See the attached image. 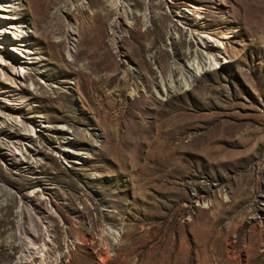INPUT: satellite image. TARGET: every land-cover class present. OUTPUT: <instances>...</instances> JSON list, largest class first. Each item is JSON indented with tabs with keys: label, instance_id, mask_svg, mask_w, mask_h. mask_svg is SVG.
Returning <instances> with one entry per match:
<instances>
[{
	"label": "rangeland",
	"instance_id": "obj_1",
	"mask_svg": "<svg viewBox=\"0 0 264 264\" xmlns=\"http://www.w3.org/2000/svg\"><path fill=\"white\" fill-rule=\"evenodd\" d=\"M20 2L0 264H264V0Z\"/></svg>",
	"mask_w": 264,
	"mask_h": 264
},
{
	"label": "bare ground",
	"instance_id": "obj_2",
	"mask_svg": "<svg viewBox=\"0 0 264 264\" xmlns=\"http://www.w3.org/2000/svg\"><path fill=\"white\" fill-rule=\"evenodd\" d=\"M21 2H20V0H8L7 3L11 4V6H5V7H2V9H0V10L3 11V14H1V15H3L4 17H2V18H5L7 16V15H4V14H8V9L11 12L14 11V8H12V6L17 5V4L19 5ZM10 8H11V10H10ZM2 24H4V26H6L9 29H13V26H12L13 23H12V20L9 19V17L8 18L6 17V19H4V21H3ZM5 32H4V34H5ZM2 33L3 32H0V35H2ZM14 46H18V48H19L18 50L20 51V58H23V59H19V58H16L15 57L16 58L15 59V62L20 66L19 68H24L25 65H28L29 64L25 60H32L31 55H30V53L28 51L27 52L25 51L26 49L23 50L21 48L22 46H21L20 43H17V44L15 43ZM217 56H219V55L217 53H214L211 56L202 57L203 58L202 60L201 59L200 60H197L196 59L194 61V64H192L190 66L189 70H187V73L189 74V77L192 78L193 76H196L197 75L196 73H198V74L200 73L201 74L202 71L209 70V69L213 68V66H215V64H218L220 62L218 59L215 58ZM186 80L187 79H185L184 83H182L184 86L187 85L186 84V82H187ZM162 83H164V82H162ZM164 91L165 92H169L168 87L166 86V84H165V90ZM2 108H3V105L0 104V115L1 114L4 115V113L2 112ZM32 123H33L32 126H34V128H35V126H38V124L36 123L35 120ZM24 131H28V128L25 129ZM107 232H108L109 236H111L113 242L114 241H117V238L115 236H119V231L118 230H112V229H110ZM108 234H107V236H108ZM45 247L46 246H43V248L41 247V249L44 250ZM29 249H34V247H29ZM27 253L30 254L32 252L31 251H27ZM23 263H26V261L23 262Z\"/></svg>",
	"mask_w": 264,
	"mask_h": 264
}]
</instances>
